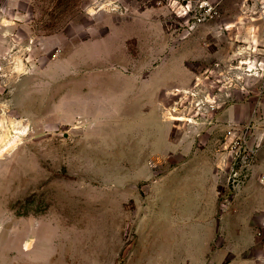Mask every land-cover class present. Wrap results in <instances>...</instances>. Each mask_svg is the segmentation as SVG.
Masks as SVG:
<instances>
[{"label":"rangeland","instance_id":"374dc122","mask_svg":"<svg viewBox=\"0 0 264 264\" xmlns=\"http://www.w3.org/2000/svg\"><path fill=\"white\" fill-rule=\"evenodd\" d=\"M59 1L0 0V264H228L172 209L264 176V0Z\"/></svg>","mask_w":264,"mask_h":264},{"label":"crops","instance_id":"0c3cea01","mask_svg":"<svg viewBox=\"0 0 264 264\" xmlns=\"http://www.w3.org/2000/svg\"><path fill=\"white\" fill-rule=\"evenodd\" d=\"M4 23L0 11V53L5 48V42L2 40L7 28ZM231 204L221 212L211 204L206 211L202 207L203 213L199 214V217L194 216L195 210V213L190 215L192 221L187 227L182 223V216L185 218L188 215L186 210L181 206L172 210L174 215L177 214L176 222L182 230L204 231L201 237L203 252L210 250L216 237H221V241L214 244L218 245V252H213V256L220 257L224 262L229 261L228 264H264V176L250 175L233 197ZM218 214H221V217H218ZM172 229H167V232ZM223 231L226 233L223 234Z\"/></svg>","mask_w":264,"mask_h":264},{"label":"built area","instance_id":"2783aa9c","mask_svg":"<svg viewBox=\"0 0 264 264\" xmlns=\"http://www.w3.org/2000/svg\"><path fill=\"white\" fill-rule=\"evenodd\" d=\"M234 181H236V182H239V180H237V179H233Z\"/></svg>","mask_w":264,"mask_h":264},{"label":"trees","instance_id":"16d2710c","mask_svg":"<svg viewBox=\"0 0 264 264\" xmlns=\"http://www.w3.org/2000/svg\"><path fill=\"white\" fill-rule=\"evenodd\" d=\"M64 0H60L59 2L61 3V2H63Z\"/></svg>","mask_w":264,"mask_h":264},{"label":"bare ground","instance_id":"6f19581e","mask_svg":"<svg viewBox=\"0 0 264 264\" xmlns=\"http://www.w3.org/2000/svg\"><path fill=\"white\" fill-rule=\"evenodd\" d=\"M26 245V244H25Z\"/></svg>","mask_w":264,"mask_h":264}]
</instances>
